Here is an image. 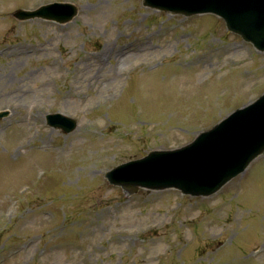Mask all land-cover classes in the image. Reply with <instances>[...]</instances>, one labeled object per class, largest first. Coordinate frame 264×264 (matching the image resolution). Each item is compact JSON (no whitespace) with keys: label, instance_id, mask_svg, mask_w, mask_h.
Masks as SVG:
<instances>
[{"label":"rangeland","instance_id":"obj_1","mask_svg":"<svg viewBox=\"0 0 264 264\" xmlns=\"http://www.w3.org/2000/svg\"><path fill=\"white\" fill-rule=\"evenodd\" d=\"M44 2L0 0V111H9L0 120V264L15 250L5 264H264V254L254 256L264 241V159L202 210L204 223L184 222L196 199L144 189L127 196L103 174L151 149L180 147L258 98L264 55L233 45L239 38L214 15L178 22L141 0H78L80 14L66 24L12 16ZM107 45L118 55L99 65L91 52ZM123 46L132 51L121 55ZM226 46L233 53L221 55ZM46 111L75 116L78 127L48 128ZM127 128L132 136H116ZM52 139L64 147L33 146L50 148ZM136 232H149L145 245Z\"/></svg>","mask_w":264,"mask_h":264},{"label":"water","instance_id":"obj_2","mask_svg":"<svg viewBox=\"0 0 264 264\" xmlns=\"http://www.w3.org/2000/svg\"><path fill=\"white\" fill-rule=\"evenodd\" d=\"M144 4L187 15L201 12L215 13L225 20L229 29L264 51V0H144ZM68 7V5H60L59 8L64 9H59L56 14L66 16L65 9ZM74 14L75 12L66 19L72 18ZM36 15L65 20L61 17L62 15H53L49 9L42 12L18 11L15 13V16L21 19ZM259 100L257 106L261 108L264 105V97ZM240 118L246 119L247 115L240 112ZM232 129H236V126H229L227 123L219 125L202 135L189 147L176 152L151 154L146 160L139 162L144 164L143 173L138 175L136 164H132L130 169H127V166L122 167L121 178L113 177L112 179L122 182L129 193L137 191L140 186L151 188L176 186L184 192L204 194V191L216 189L230 176L239 172L256 154V152L251 153L243 163L238 161L235 169L231 171L226 169L227 166L231 167L232 163H224L222 157L227 153L230 155L229 143L234 139V136L230 134ZM260 136H264V132H261ZM219 143H222V151L225 153L220 156L210 149L217 144V151H220Z\"/></svg>","mask_w":264,"mask_h":264},{"label":"bare ground","instance_id":"obj_3","mask_svg":"<svg viewBox=\"0 0 264 264\" xmlns=\"http://www.w3.org/2000/svg\"><path fill=\"white\" fill-rule=\"evenodd\" d=\"M107 50H108V48L105 47V52L102 55L101 54L98 55L101 60H103V56L107 53Z\"/></svg>","mask_w":264,"mask_h":264}]
</instances>
